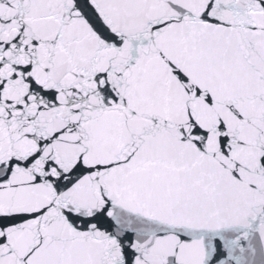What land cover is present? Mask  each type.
Instances as JSON below:
<instances>
[{"label": "snow or ice", "instance_id": "1", "mask_svg": "<svg viewBox=\"0 0 264 264\" xmlns=\"http://www.w3.org/2000/svg\"><path fill=\"white\" fill-rule=\"evenodd\" d=\"M0 264H264V0H0Z\"/></svg>", "mask_w": 264, "mask_h": 264}]
</instances>
